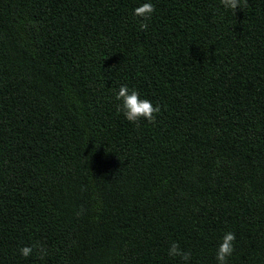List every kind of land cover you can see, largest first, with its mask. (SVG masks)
Returning <instances> with one entry per match:
<instances>
[{
    "label": "trees",
    "instance_id": "1",
    "mask_svg": "<svg viewBox=\"0 0 264 264\" xmlns=\"http://www.w3.org/2000/svg\"><path fill=\"white\" fill-rule=\"evenodd\" d=\"M229 231L264 264V0H0V264H218Z\"/></svg>",
    "mask_w": 264,
    "mask_h": 264
},
{
    "label": "clouds",
    "instance_id": "2",
    "mask_svg": "<svg viewBox=\"0 0 264 264\" xmlns=\"http://www.w3.org/2000/svg\"><path fill=\"white\" fill-rule=\"evenodd\" d=\"M220 4L226 10H232L233 14L237 8L243 9L248 6V0H220ZM154 5L150 2H144L133 9V15L140 17L142 22L140 23V29L146 30L148 25L144 23V20L150 19L151 14L154 12ZM117 101H120L117 109L122 112L125 119L132 123H138L143 118L146 121L155 122L156 115L160 113V105L153 106V103L148 99H141L140 94L136 89H130L127 85H121L115 96ZM87 160L86 157H84ZM83 209L77 212L80 215ZM236 237L233 232H225L218 244L216 250V260L218 264H227V258L234 252V241ZM35 245L23 246L19 248V254L22 257H29L33 254ZM168 255L171 257H179L182 261L188 262L191 259V253L182 250L177 242H172L167 250ZM37 255L43 259L47 252L43 246H40Z\"/></svg>",
    "mask_w": 264,
    "mask_h": 264
}]
</instances>
